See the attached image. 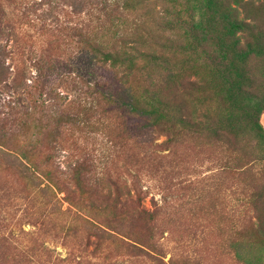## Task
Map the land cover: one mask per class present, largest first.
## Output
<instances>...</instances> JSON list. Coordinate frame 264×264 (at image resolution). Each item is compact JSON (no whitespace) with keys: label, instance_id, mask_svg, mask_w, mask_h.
<instances>
[{"label":"rangeland","instance_id":"obj_1","mask_svg":"<svg viewBox=\"0 0 264 264\" xmlns=\"http://www.w3.org/2000/svg\"><path fill=\"white\" fill-rule=\"evenodd\" d=\"M221 1H226V7L236 8L239 20L251 22L250 17H254L264 22V0ZM88 2L94 4L90 7ZM208 2L0 0V11L4 12L2 17L0 12L4 21L0 24V51L4 46V52H0L3 66H0V230L5 236H11L14 247L23 249L29 246L30 237L35 234L36 244L43 246L45 254L49 251L50 259L54 261L55 258H68L69 249L85 243V237L95 229H105L114 237L117 233L130 239L135 237V240L145 232V222L127 216L136 198L133 191L130 195L120 191L122 195H119L118 202L111 203L106 195H100L92 188L88 175L78 184L66 178L60 180L57 166L67 170V165L73 164H67L68 151L61 144L56 146L58 152H55L54 165H47L44 158L50 153L49 141L62 120L59 111L67 107L69 101L76 102V108L84 109L83 105L90 102L99 108L96 114L85 116V123H91L90 126L76 122L59 128V131H64L61 140L66 139L68 147L77 151L87 150L89 157L99 159L100 152L108 147L104 145L107 138L113 139L116 154L126 156L128 161L134 160L133 155L143 150L151 139H154V145L164 142V132L156 129V133L151 134L147 121L133 112L129 103L151 105L153 110L164 108L171 75L179 77V80L200 79L210 83L211 88L193 94V105L189 108L200 120L215 117L218 100L224 95L222 77L208 61L193 51L194 23L211 17L210 11L214 10L208 9ZM104 5L107 9L102 10ZM89 23L94 28L91 33L104 41L106 50L115 55V65L107 61L104 65L95 63L86 69L90 53L86 43ZM224 31L217 26L214 34H224ZM236 35L242 37L246 33L238 32ZM38 58L48 62L42 66L45 79L36 83L34 61ZM67 64H73V69L80 67L101 77L107 84L105 89L110 84L119 87V99L108 105L99 99V94L88 98L81 95L82 92L77 98L74 89L81 87L86 91L87 88L73 81L72 67ZM261 64L260 61L252 65L256 80H262L264 75L260 71ZM61 74L70 78L61 81ZM100 111H107V114ZM160 121L165 123L164 119ZM258 121L264 131L263 112L258 115ZM133 135H137V139ZM193 143L194 140L184 141L176 146L171 158L152 160L143 166L149 167L152 178L156 180L153 181L155 186L163 181L161 186L169 188V181H180L179 176L168 174L174 167L186 168L193 181L190 187L171 185L166 195L151 190L149 184H141L142 191L148 193L140 201L139 208L149 212L155 209L162 211L159 212L162 221L158 229L165 233L159 238L162 247L160 262L264 264V237L255 229L253 218L252 224L246 222L252 215L247 210L250 207H245L241 201L248 195H231L225 187L220 195L213 194L216 187L213 183L218 181L208 177L215 173L216 166L210 162L208 154L195 155L197 150L192 151ZM167 153L165 147L155 148V155L166 156ZM26 156L30 162L23 160V163L31 168L34 175L28 174L23 163L19 162ZM88 165L93 167L94 164ZM112 171L113 178L117 176L114 172L120 174L118 170ZM96 173L97 178L103 174L99 166ZM235 196L240 200L232 201ZM110 197L116 198L115 195ZM164 203L168 206L162 207ZM233 217L239 219L235 233ZM27 234H31L30 237ZM90 241L88 250L94 247V237H90ZM116 249L118 254L125 252L122 247ZM12 251L7 253L8 260H2L0 264H14L10 262L11 257L15 260L18 257ZM172 253H175L174 258ZM187 253L191 257L195 255L193 261L185 260ZM88 263L97 264L90 256L82 264ZM124 264H132V261Z\"/></svg>","mask_w":264,"mask_h":264},{"label":"trees","instance_id":"obj_2","mask_svg":"<svg viewBox=\"0 0 264 264\" xmlns=\"http://www.w3.org/2000/svg\"><path fill=\"white\" fill-rule=\"evenodd\" d=\"M224 3L226 1L209 0L208 9H214L210 11L211 17L204 19V21L198 19L194 23L196 35L193 39V51L197 52L205 61H208L216 73L222 77L224 95L222 94V98L218 100L215 117H205L204 120H200L195 116L194 111L189 108L193 105L191 101L193 94L211 88L210 83L200 79L195 81L179 80V77L171 75L169 77L171 78L169 79L171 85L168 87L169 95L166 96L164 108L159 109L165 111L164 115L158 113L159 110H153L151 105L140 106L134 101L129 103L132 111L147 121L146 125H148L151 134L156 133L155 131L158 129L159 132H164L166 140L154 145V139H151L143 150L133 155L134 160L128 161L126 156L121 157L116 154L117 152L114 151L116 146L112 143V138L106 139L104 145L108 147L104 152H100V156L97 157L99 159L89 157L90 153L87 150L77 151L71 149L67 146L66 139L63 140L62 138L61 140V134L64 131H59V128L63 124L67 126L69 123L77 124L76 122H78L90 126L91 123H85V116L96 114L97 109H99L93 103H87L83 105L85 106L84 109H81L76 108V102L71 103L69 101L68 106L59 111V117L62 120L49 141L50 153L44 158V162L47 165H54L57 157L55 152H58L56 146L61 144V147L68 151L67 164H73L67 165V170H62L57 166V175L60 180L66 178L68 181L78 184L85 175H88L87 179L90 180L92 188L100 195H106V199L111 203L118 202L119 195H122L120 191H123L124 195H130V191H133L136 198L133 200L132 205H135V207L130 205L131 212L127 213V216L145 222V232L141 233L135 240V237L130 239L119 233L114 237L112 232H107L105 229H95L85 237V243L80 244L82 246L79 245L69 249L68 258H55L52 261L50 259L52 255L48 253L49 251L45 254L43 246L36 244L35 234L33 237H30L31 234H27L26 236L30 237L29 246L18 249L11 242V236L9 234L5 236L4 232L0 230V262L8 260L7 253L14 250L12 253L18 257L17 260L11 257L10 262L14 264H82L88 261L89 256L97 264H124L128 261H132V264H163L159 260L162 252L159 238H162L165 232L158 229L162 221V214H160L162 211L161 209H155L153 212H149L139 208L140 201L148 193V191H142L141 184H149L151 190L166 195V191L170 192L171 185H179V188L190 187L193 185V181L190 175L186 173V168L180 170L181 168L174 167L168 174L172 177L179 176L180 181H169L167 183L170 185L169 188L161 186L163 181H160V185L155 186L153 181L156 180L152 178L154 176L151 175L149 167L144 168L143 166L152 160L171 158L177 145L182 144L184 141L187 143L190 140L195 141L192 146L193 152L197 150L195 155L206 156L205 154H208L211 159L210 162L216 166L215 173L208 177H214L218 181V183L215 182L216 185L213 183L216 186L213 194L220 195L222 188L225 187L231 195H248L247 197L243 196L241 199L245 203V207H250L247 210L252 215L246 222L252 224L251 219L253 218L255 229H257L258 234L264 237V131L258 121V115L264 113V75L261 78L262 80H256L252 73L254 71L252 65L261 61L260 71L261 74H264V22L254 17H250L251 22L239 20L236 8L226 7ZM88 4L91 7L94 3L88 2ZM241 8L244 9L245 6ZM103 9H107L106 5ZM0 12L1 17L4 16L2 9ZM88 15L91 17L90 12ZM3 22L0 18V24ZM87 26L89 30L86 35V43L90 53L86 69H90L95 63L104 65L107 61H111L112 65H115V55L106 50L104 41L96 39L91 33L94 31L91 23ZM217 26L224 28L225 33L214 34ZM238 32L246 33V36L239 37L236 35ZM0 33H2L1 28ZM2 51L4 52V46L0 52L3 53ZM46 61L48 62L44 58H38L34 61L36 83L41 81L42 78L45 79L42 66ZM56 64L62 65L59 62H56ZM67 65L72 67L73 81L76 80L87 88L86 91L81 87L78 90L74 89L77 98L80 96L79 93L82 92L81 95L88 98L94 94L96 96L99 94V99L103 102L106 101L108 105L119 99V87L110 84L109 88L105 89L107 84L102 81L101 77L94 76L80 67L73 69V64ZM0 66L3 67L1 61ZM236 77L237 79H235ZM68 78L70 77L61 74L59 79L65 82ZM100 113L107 114V111H100ZM161 119H164L165 123L162 124ZM94 122L96 123V121ZM107 136L110 137L109 132ZM133 136L136 139L138 137L137 135ZM160 147L166 148V151H168L166 156L155 155V148ZM2 152L5 153V156L11 157L9 153ZM15 159L18 160L19 158L15 157ZM23 160L30 162L27 156L20 158L19 162L23 163ZM200 160H203V158L200 157ZM119 163L121 166H118ZM88 164H94L95 166L91 167ZM177 164L182 166L180 163ZM98 166L105 175L99 174L97 178L96 167ZM256 167H258L257 171L255 170ZM23 168L28 174L34 175L31 168L24 163ZM112 170H118L120 174L114 172L117 176L114 175L113 178ZM166 171L167 169L163 170L162 173ZM110 195H115L116 198L114 199ZM239 200L240 198L235 196L232 201ZM127 202L125 201V203ZM112 206L114 208V205ZM165 206H168L167 203H164L162 207ZM47 217L49 218V216H45V218ZM231 221L235 233L237 232L236 225L239 219L233 217ZM90 237L95 239L92 250H88L92 243ZM120 247L124 248L125 251L122 254H118V249H116H120ZM174 254L172 253L173 258L175 257ZM194 256L191 257L187 253L185 260L187 262L193 261ZM91 262L89 261V263Z\"/></svg>","mask_w":264,"mask_h":264}]
</instances>
